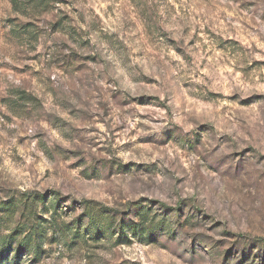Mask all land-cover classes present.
I'll return each instance as SVG.
<instances>
[{"label": "rangeland", "instance_id": "1", "mask_svg": "<svg viewBox=\"0 0 264 264\" xmlns=\"http://www.w3.org/2000/svg\"><path fill=\"white\" fill-rule=\"evenodd\" d=\"M11 231L18 264H264V0H0Z\"/></svg>", "mask_w": 264, "mask_h": 264}, {"label": "trees", "instance_id": "2", "mask_svg": "<svg viewBox=\"0 0 264 264\" xmlns=\"http://www.w3.org/2000/svg\"><path fill=\"white\" fill-rule=\"evenodd\" d=\"M85 206L88 207V205L83 204L84 211L88 212L89 210L86 209ZM99 210L101 211L100 212L101 215H105V213H107L106 215H109V211H107L105 209H101V208ZM98 211H97V213H98ZM113 223H114V221L111 220L110 224H113ZM17 233L18 232H16V231H11V232H9V234L7 236H2V238L0 236V238H1L0 239V259H1L0 264H18L17 258L19 257V255L23 252L28 254L30 240H28V238H23L22 240L17 241L15 238L18 235ZM9 252H10V254L12 253L15 255V257L13 259L8 260V253Z\"/></svg>", "mask_w": 264, "mask_h": 264}]
</instances>
